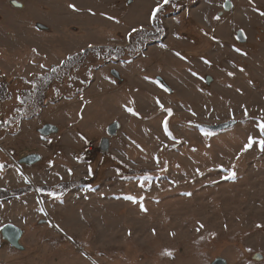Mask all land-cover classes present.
Returning a JSON list of instances; mask_svg holds the SVG:
<instances>
[{
    "label": "rangeland",
    "instance_id": "374dc122",
    "mask_svg": "<svg viewBox=\"0 0 264 264\" xmlns=\"http://www.w3.org/2000/svg\"><path fill=\"white\" fill-rule=\"evenodd\" d=\"M11 1L0 0V264H264V151H242L264 118V0ZM47 124L58 132L40 134ZM31 154L41 161L20 163Z\"/></svg>",
    "mask_w": 264,
    "mask_h": 264
},
{
    "label": "water",
    "instance_id": "95a60500",
    "mask_svg": "<svg viewBox=\"0 0 264 264\" xmlns=\"http://www.w3.org/2000/svg\"><path fill=\"white\" fill-rule=\"evenodd\" d=\"M13 6L19 7V8L22 7V5L20 3L13 4ZM231 8H232V3L229 1L226 2L225 10L229 11ZM222 14L223 13H221V15ZM237 37H238V40L240 42H243V43L246 42V38H245L244 33L242 31L238 32ZM208 81L211 82V79L209 78ZM235 124H236V121L231 120L229 122L222 123V124H219L216 126H206V127L208 129H211V130L222 131V130H225V129L232 127ZM119 129H120V123L119 122H114L113 124L108 126V128H107L108 138H103L101 141V144H100V149H101L102 153H104V154L109 153L111 138H114L117 136ZM39 132L43 136H47L50 134L57 133L58 128L54 125L47 124L42 129H40ZM40 161H41V157L39 155L31 154V155H28V156L24 157L23 159H21L20 163L33 165V164L40 162ZM1 235H2V238L6 242H8L11 246H13L14 248H17L19 250L24 249V247L21 245V242H20L23 235H24V232L18 226L13 225V224H6L5 226H3L2 230H1ZM257 258L261 260L263 258V256L258 255ZM212 264H227V263L224 259L217 258Z\"/></svg>",
    "mask_w": 264,
    "mask_h": 264
},
{
    "label": "snow or ice",
    "instance_id": "6c2138e0",
    "mask_svg": "<svg viewBox=\"0 0 264 264\" xmlns=\"http://www.w3.org/2000/svg\"><path fill=\"white\" fill-rule=\"evenodd\" d=\"M169 2V0H164V4H167ZM70 8H72L73 10H76L75 9V6L74 5H69ZM163 7V5H159L152 13V17L151 19L154 21L156 19V14L160 11V8ZM264 14V13H262ZM216 19H219V17H216ZM137 31H139L138 29H132V32H130L128 35H129V38H131L132 34L133 33H136ZM89 47H92L91 45H89ZM35 51V50H34ZM237 51H239V49H237ZM177 55L179 56L180 54L177 53ZM183 58V57H182ZM71 59V58H70ZM205 63H210L209 61H205ZM43 67V66H41ZM241 71H243V69H241ZM194 76L195 75H198L197 73H192ZM229 75H233V73H229ZM147 79V77H146ZM201 79H203L201 77ZM159 83V82H157ZM162 88H164L165 91H169V89H167L163 84L160 85ZM159 103V101H157ZM160 107L162 109V111H165L168 116L165 117V119L163 120V128H164V132L171 137V133L169 132V128H168V117H171L173 115V112H172V109L171 108H167L165 109L164 106L162 104H160ZM127 111H129L130 113H132L133 115H138V113H136L132 108H128ZM193 115H195V113H193ZM245 116H247V110L245 109ZM256 127L257 129L259 130V138H256V137H252V136H249L248 137V141L247 143L244 145L242 151H247L249 150L254 144L258 145L260 147V150L261 151H264V118H262L259 122H257L256 124ZM204 135L205 136H211L212 133L211 132H208V131H205L204 132ZM173 139H175L174 137H172ZM158 162V161H157ZM3 165L0 164V170L3 169ZM221 168H223V166L221 165L220 166ZM228 171V175H226L225 177H223L224 179H235V172L234 171H231V170H226ZM141 187H143V184H141ZM48 195L50 196H56L55 193H48ZM187 195H191V193H187ZM58 198V197H57ZM125 199L127 200H130L132 201L133 203H136L137 202V197H134V196H126ZM141 210L142 211H146L147 209L143 207V205L141 204ZM43 211V210H42ZM201 227H203V225H201ZM199 230V229H197ZM165 254L167 255H171L170 252H166Z\"/></svg>",
    "mask_w": 264,
    "mask_h": 264
},
{
    "label": "trees",
    "instance_id": "16d2710c",
    "mask_svg": "<svg viewBox=\"0 0 264 264\" xmlns=\"http://www.w3.org/2000/svg\"><path fill=\"white\" fill-rule=\"evenodd\" d=\"M51 80V74L50 75H48V76H44V78H41V80H40V82H35V84H34V90H33V92H35L34 93V96L35 95H37L38 94V91L40 90V88H39V85H42V86H44V84H48V80ZM49 80V81H50ZM20 112H24V108L22 107V109L20 110ZM8 125V122H7V124H5V126H7ZM4 126V127H5ZM10 195H15V194H10Z\"/></svg>",
    "mask_w": 264,
    "mask_h": 264
},
{
    "label": "built area",
    "instance_id": "2783aa9c",
    "mask_svg": "<svg viewBox=\"0 0 264 264\" xmlns=\"http://www.w3.org/2000/svg\"><path fill=\"white\" fill-rule=\"evenodd\" d=\"M93 152H94V150H93L92 147L86 149L84 152H82V153L80 154V159H86V158H90V157H92Z\"/></svg>",
    "mask_w": 264,
    "mask_h": 264
},
{
    "label": "bare ground",
    "instance_id": "6f19581e",
    "mask_svg": "<svg viewBox=\"0 0 264 264\" xmlns=\"http://www.w3.org/2000/svg\"><path fill=\"white\" fill-rule=\"evenodd\" d=\"M19 2H17V1H15V0H12L11 2H10V4H18ZM13 6V5H12ZM15 7V6H14Z\"/></svg>",
    "mask_w": 264,
    "mask_h": 264
},
{
    "label": "flooded vegetation",
    "instance_id": "af4514ba",
    "mask_svg": "<svg viewBox=\"0 0 264 264\" xmlns=\"http://www.w3.org/2000/svg\"><path fill=\"white\" fill-rule=\"evenodd\" d=\"M23 7H24V5H23Z\"/></svg>",
    "mask_w": 264,
    "mask_h": 264
}]
</instances>
